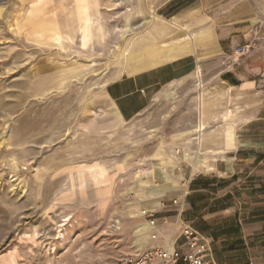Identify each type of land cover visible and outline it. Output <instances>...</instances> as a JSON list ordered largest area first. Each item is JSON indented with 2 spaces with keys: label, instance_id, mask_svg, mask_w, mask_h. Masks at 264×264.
<instances>
[{
  "label": "rangeland",
  "instance_id": "1",
  "mask_svg": "<svg viewBox=\"0 0 264 264\" xmlns=\"http://www.w3.org/2000/svg\"><path fill=\"white\" fill-rule=\"evenodd\" d=\"M195 1L0 0V264H113L175 238L172 198L235 120L184 56Z\"/></svg>",
  "mask_w": 264,
  "mask_h": 264
},
{
  "label": "crops",
  "instance_id": "2",
  "mask_svg": "<svg viewBox=\"0 0 264 264\" xmlns=\"http://www.w3.org/2000/svg\"><path fill=\"white\" fill-rule=\"evenodd\" d=\"M192 19L184 56L209 67L215 115L225 105L235 120L221 154L190 173L181 217L211 240L205 264H264V0H196Z\"/></svg>",
  "mask_w": 264,
  "mask_h": 264
},
{
  "label": "built area",
  "instance_id": "3",
  "mask_svg": "<svg viewBox=\"0 0 264 264\" xmlns=\"http://www.w3.org/2000/svg\"><path fill=\"white\" fill-rule=\"evenodd\" d=\"M251 42L235 48L234 53L244 54L250 51ZM175 205V233L174 239H165L162 244H156L142 251L124 254L113 264H205L207 258L211 256V240L204 235L181 215L183 212V202L180 197L172 198ZM140 215L148 225L149 238L159 240L165 238L154 211L143 208ZM166 221V219H165Z\"/></svg>",
  "mask_w": 264,
  "mask_h": 264
},
{
  "label": "bare ground",
  "instance_id": "4",
  "mask_svg": "<svg viewBox=\"0 0 264 264\" xmlns=\"http://www.w3.org/2000/svg\"><path fill=\"white\" fill-rule=\"evenodd\" d=\"M160 58V57H159ZM154 60V59H153ZM156 60V59H155ZM151 61V60H150ZM147 62V61H146ZM158 62H159V60H158ZM155 63V62H154ZM157 63V62H156ZM149 64V63H148ZM143 65H145V64H143ZM147 65V64H146ZM151 65V64H150Z\"/></svg>",
  "mask_w": 264,
  "mask_h": 264
}]
</instances>
